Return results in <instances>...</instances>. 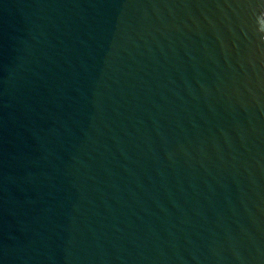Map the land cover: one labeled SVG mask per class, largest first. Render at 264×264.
I'll return each mask as SVG.
<instances>
[{
  "label": "water",
  "instance_id": "obj_1",
  "mask_svg": "<svg viewBox=\"0 0 264 264\" xmlns=\"http://www.w3.org/2000/svg\"><path fill=\"white\" fill-rule=\"evenodd\" d=\"M0 264H264V0H0Z\"/></svg>",
  "mask_w": 264,
  "mask_h": 264
}]
</instances>
